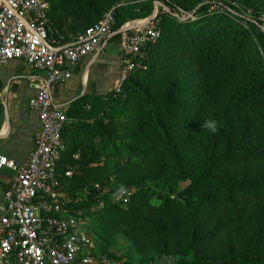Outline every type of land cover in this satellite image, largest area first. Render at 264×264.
Returning <instances> with one entry per match:
<instances>
[{
	"label": "trees",
	"instance_id": "trees-1",
	"mask_svg": "<svg viewBox=\"0 0 264 264\" xmlns=\"http://www.w3.org/2000/svg\"><path fill=\"white\" fill-rule=\"evenodd\" d=\"M47 1L54 38L62 37L61 44L86 33L112 9V41L118 42L126 24L153 15L156 2L167 9L159 8L160 36L136 62L123 93L85 95L66 111L71 122L62 133L65 151L57 168L63 191L76 196L110 184V168L101 166L113 143L108 125L129 112L137 127L125 150L143 163V172L125 182L127 189L113 184L114 192L133 188L134 194L127 206H109L103 226L122 233L146 260L166 255L179 256L176 264H264V32L257 23L264 0H232L256 9L252 20L228 2L213 0H189V6L176 0ZM218 3L232 12L210 9ZM179 9L193 17L175 18ZM161 46L164 62L178 60L184 70L183 76L167 70L160 79L162 94L154 97L140 83ZM187 69L197 81L196 106L179 88ZM202 106L209 108L208 120L216 121L217 131L202 127L197 149L188 157L182 136ZM72 167L80 175L68 179ZM180 181L190 183L184 201L176 197ZM111 199L93 198L74 209Z\"/></svg>",
	"mask_w": 264,
	"mask_h": 264
},
{
	"label": "built area",
	"instance_id": "built-area-1",
	"mask_svg": "<svg viewBox=\"0 0 264 264\" xmlns=\"http://www.w3.org/2000/svg\"><path fill=\"white\" fill-rule=\"evenodd\" d=\"M159 8L167 11L156 2L150 18L128 23L121 29V67L113 88L115 93H123L136 62L159 38ZM210 9L232 12L222 3L213 4ZM49 11L47 0H0V66L22 61L35 74L31 80L35 94L29 107L38 114L41 123L34 148L25 162L0 156V172L6 170L13 175L0 198V264H120L99 251L88 234L86 222L74 208L86 200L107 196H111L114 204L127 206L134 191L114 192L113 184H96L70 196L59 189L57 168L65 151L62 133L68 118L66 110L55 105L51 94L54 87L71 80L77 64L102 51L114 35V10L86 33L64 44L60 43L62 37L54 38L58 34ZM174 17L190 19L193 14L179 9ZM135 23L143 26L136 28ZM257 23L264 32V11ZM78 175V167L69 168L65 174L68 179Z\"/></svg>",
	"mask_w": 264,
	"mask_h": 264
},
{
	"label": "rangeland",
	"instance_id": "rangeland-1",
	"mask_svg": "<svg viewBox=\"0 0 264 264\" xmlns=\"http://www.w3.org/2000/svg\"><path fill=\"white\" fill-rule=\"evenodd\" d=\"M176 1L181 5L189 6V0ZM213 1L228 2V4H230L234 0ZM235 8V13L243 15L249 20L253 18L254 15L252 16V14L255 13L254 11L256 10L254 8H242L237 5H235ZM178 39L179 37L176 36L175 40ZM114 42L117 43L116 41ZM172 54L176 57L174 50H172ZM164 58V47L161 46L156 53L154 62L149 65V74L146 78L144 77L145 79L143 78L140 83L141 88L146 89L154 97H158L162 94L160 79L164 74H166L167 70L175 76H183L180 70H184V68L178 60L173 62H164ZM174 64H178L179 67H175ZM161 69L162 71L160 72ZM184 81V86L180 85L179 88L182 90V93L184 92L188 94L189 100L194 106H196L197 81L191 70L187 69ZM185 86L188 88L187 90L183 89ZM120 113L121 114L114 119L112 124L108 125V128L111 130L113 143L109 148L108 154L102 157L101 166L103 164H107L109 166L111 171L110 184H114L116 188L127 189L128 187L125 186V182L138 178L142 175L143 163L136 158L130 157L126 153L125 147L129 145L131 133L136 130L137 124H134L133 120L129 117V112ZM208 119L209 108L202 106L199 111V115L194 119V121L186 123L187 125L185 126V131L182 136L181 148L188 157L193 156L195 153L200 141L203 124ZM58 184L59 189L64 192L63 186L59 182ZM189 185V182L180 181L176 186L177 194L189 188ZM151 186L160 188L156 184H151ZM130 189L134 190L133 188ZM166 190L167 189L165 188L160 189L162 193ZM64 193L67 194V192ZM113 204L114 203L111 199V201L105 200L86 206L85 208L79 207L78 209H74L76 213L79 212L82 220L86 222V229L102 254H106L117 259L120 264H176L179 261V256L166 255H160L155 259L146 260L141 257L136 248L122 233L107 230L103 226L102 215L109 208V206Z\"/></svg>",
	"mask_w": 264,
	"mask_h": 264
},
{
	"label": "crops",
	"instance_id": "crops-1",
	"mask_svg": "<svg viewBox=\"0 0 264 264\" xmlns=\"http://www.w3.org/2000/svg\"><path fill=\"white\" fill-rule=\"evenodd\" d=\"M113 36L100 53L73 68L72 78L66 85L52 89V99L57 107L67 111L71 104L85 95L105 96L113 91L121 67L120 45L118 41H112ZM34 76L22 61L0 66V156L18 163L28 159L34 148L35 135L41 128L38 114L29 107L35 94L31 87ZM12 176L9 171L0 172V198Z\"/></svg>",
	"mask_w": 264,
	"mask_h": 264
},
{
	"label": "water",
	"instance_id": "water-1",
	"mask_svg": "<svg viewBox=\"0 0 264 264\" xmlns=\"http://www.w3.org/2000/svg\"><path fill=\"white\" fill-rule=\"evenodd\" d=\"M157 5H160V4L158 3ZM135 25H136V28H141V27L143 26V24H141V23H135ZM122 32H123V31L121 30V31L119 32V34H121ZM188 195H189V188H187L186 190H184V191L178 193V194H177V199H178L179 201H184V199H185ZM217 264H221V263H217Z\"/></svg>",
	"mask_w": 264,
	"mask_h": 264
},
{
	"label": "clouds",
	"instance_id": "clouds-1",
	"mask_svg": "<svg viewBox=\"0 0 264 264\" xmlns=\"http://www.w3.org/2000/svg\"><path fill=\"white\" fill-rule=\"evenodd\" d=\"M203 127L211 133H215L217 131V123L215 120H206Z\"/></svg>",
	"mask_w": 264,
	"mask_h": 264
}]
</instances>
